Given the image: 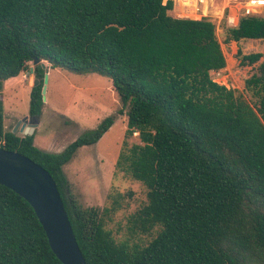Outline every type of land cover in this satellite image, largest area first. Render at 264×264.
I'll list each match as a JSON object with an SVG mask.
<instances>
[{"label":"trees","instance_id":"16d2710c","mask_svg":"<svg viewBox=\"0 0 264 264\" xmlns=\"http://www.w3.org/2000/svg\"><path fill=\"white\" fill-rule=\"evenodd\" d=\"M173 0H0V140L42 166L60 193L88 264H264V61L244 81L247 102L215 82L225 58L206 17H174ZM224 43L264 40V16H241ZM252 65L261 52L236 53ZM32 66L29 115L40 116L42 61L72 73L110 78L126 115L115 169L146 188L128 230L158 231L145 245L116 241L104 216L121 207H82L62 167L96 143L115 115L61 152L3 125L4 81ZM33 81V83H34ZM136 133L139 142L128 143ZM0 264H63L31 205L0 183Z\"/></svg>","mask_w":264,"mask_h":264},{"label":"rangeland","instance_id":"374dc122","mask_svg":"<svg viewBox=\"0 0 264 264\" xmlns=\"http://www.w3.org/2000/svg\"><path fill=\"white\" fill-rule=\"evenodd\" d=\"M248 0H193L189 6L182 0H173L169 11L174 17H206L215 25V33L225 58V67L211 72L213 80L235 90L247 102L254 99L251 91L244 87V81L257 71L264 61V40H239L224 43L227 26H236V18L242 15V8ZM256 16H264V6L254 8ZM232 18V21L229 19ZM261 52L262 57L252 65L241 66L236 55ZM45 92L41 93L43 106L39 122L33 131V144L51 153L61 152L84 131L95 129L110 115L115 119L101 138L94 144L77 149L72 159L62 167L68 181L70 193L82 207H109V194L119 192L121 207L104 216L105 228L116 241L130 245H145L158 231L155 227L148 234L132 233L128 230L130 214L147 202L145 186L130 175L115 169V162L121 148L126 129V115L120 114V99L112 87L109 77L97 73L78 74L61 68H50L42 61ZM29 69L20 72L13 83L2 90L3 125L5 131H12L15 123L24 116H30L29 101L34 74ZM15 134L23 135L16 131ZM128 143H138L136 133L127 137Z\"/></svg>","mask_w":264,"mask_h":264},{"label":"water","instance_id":"95a60500","mask_svg":"<svg viewBox=\"0 0 264 264\" xmlns=\"http://www.w3.org/2000/svg\"><path fill=\"white\" fill-rule=\"evenodd\" d=\"M38 62L34 59L32 64ZM41 64L44 67V63ZM44 92L43 86L41 93ZM38 122V116H24L15 123L12 133L31 135ZM0 183L16 191L31 205L51 249L63 264H88L76 241L55 181L42 166L23 154L0 148Z\"/></svg>","mask_w":264,"mask_h":264},{"label":"built area","instance_id":"2783aa9c","mask_svg":"<svg viewBox=\"0 0 264 264\" xmlns=\"http://www.w3.org/2000/svg\"><path fill=\"white\" fill-rule=\"evenodd\" d=\"M200 1H203V0H200ZM263 6H264V0H248V1H246V5L242 8V15L241 16L255 15L256 10L254 8L263 7ZM241 16L236 18L235 24L238 23V20ZM229 21H232V18H230ZM3 144H4V140H0V148H2L1 146Z\"/></svg>","mask_w":264,"mask_h":264},{"label":"crops","instance_id":"0c3cea01","mask_svg":"<svg viewBox=\"0 0 264 264\" xmlns=\"http://www.w3.org/2000/svg\"><path fill=\"white\" fill-rule=\"evenodd\" d=\"M49 67H50V66H49ZM15 79H16V76H15V77H11V78L6 79V80L4 81V84H3V89H4L5 84H6V85H10L11 83H13V82L15 81Z\"/></svg>","mask_w":264,"mask_h":264},{"label":"bare ground","instance_id":"6f19581e","mask_svg":"<svg viewBox=\"0 0 264 264\" xmlns=\"http://www.w3.org/2000/svg\"><path fill=\"white\" fill-rule=\"evenodd\" d=\"M182 1H184L183 2V5L189 6L190 5V2L193 1V0H182ZM203 2H204V0H203Z\"/></svg>","mask_w":264,"mask_h":264}]
</instances>
